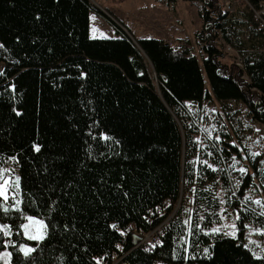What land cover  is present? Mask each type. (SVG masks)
Wrapping results in <instances>:
<instances>
[{
	"label": "trees",
	"instance_id": "trees-1",
	"mask_svg": "<svg viewBox=\"0 0 264 264\" xmlns=\"http://www.w3.org/2000/svg\"><path fill=\"white\" fill-rule=\"evenodd\" d=\"M184 1L202 20L199 55L190 38H129L91 0H0V169L15 167L21 201L0 211L10 233L0 228V253H11L0 264H108L119 243L124 264H264V246L245 238L248 225L264 229L243 196L249 175L231 198L217 195L249 156L225 124L237 127L234 103L264 125V38L250 9L264 0H241L234 13L222 0ZM91 12L113 37L90 36ZM225 46L241 67L223 62ZM214 100L222 114L207 111ZM148 210L154 226L172 216L144 250L120 232L148 231ZM237 213L235 236L211 231ZM27 215L44 220L43 239L23 235Z\"/></svg>",
	"mask_w": 264,
	"mask_h": 264
},
{
	"label": "rangeland",
	"instance_id": "rangeland-1",
	"mask_svg": "<svg viewBox=\"0 0 264 264\" xmlns=\"http://www.w3.org/2000/svg\"><path fill=\"white\" fill-rule=\"evenodd\" d=\"M101 9L107 12L117 24L121 25L123 28L134 35L136 38L145 37H159L168 40L172 45H176V41L180 38L184 40L190 38L193 41L195 52L198 53V45L194 41V34L202 26V20L199 18L196 8L191 6L188 2L184 0H95ZM100 9V10H101ZM126 13V21H123V14ZM91 14V37H108L115 34L113 27L100 15ZM120 14V15H119ZM94 15L96 16L94 18ZM118 16H121L120 18ZM126 22V24H125ZM226 47V46H225ZM226 51V55L223 58V62L230 64L234 63L236 66L241 67L242 62L239 58L240 55L235 54V51ZM1 69V67H0ZM155 85H157L155 81ZM236 108L235 116L240 120H236L237 127H233V124L225 122L228 125L229 131L233 134L232 142L239 147L240 151H248L250 157H254V153H258V159L256 162V168L253 167L249 156L244 155L240 160V164L235 165V170H237L235 175L230 176L231 187L223 190L219 188L217 190V195L223 201L225 192L229 198H231L236 193L237 182L240 181L239 186L245 175H249L247 183L243 186V196H251L254 201L257 199L261 200V204H258L259 211L264 212V125L257 122H253L247 116L245 107L243 104L234 103ZM208 112L218 111L222 114V108L216 100L207 107ZM210 114V113H209ZM237 130V131H235ZM244 154V153H243ZM243 167L247 169V174H243L239 169ZM17 177L16 169L12 165L0 169V180H14ZM238 186V187H239ZM12 189H9V192ZM3 198V197H1ZM19 199V193L15 197ZM14 202L15 200L9 195L8 202ZM178 207V203L175 204V209ZM172 213L168 216L170 217ZM237 214H232L230 216L224 215L221 219L219 225L214 228L221 229L225 233H230L233 231L231 225L235 223ZM264 216V215H263ZM37 218V217H36ZM39 221L45 222L41 218H37ZM23 223H29V233L30 235H39L44 231L40 224L29 222L24 218ZM22 223V224H23ZM255 229H261L258 226L248 225L245 232L246 243L252 247L255 252H258L260 248H263L264 242L260 240V235L263 234L261 231H255ZM23 235L29 238V235L25 234V230L21 228ZM151 235L148 233L147 238L149 239ZM41 240V239H32ZM25 244H20L18 248L21 251V246ZM28 247H31L27 245ZM23 253V251H21ZM24 254V253H23Z\"/></svg>",
	"mask_w": 264,
	"mask_h": 264
},
{
	"label": "built area",
	"instance_id": "built-area-1",
	"mask_svg": "<svg viewBox=\"0 0 264 264\" xmlns=\"http://www.w3.org/2000/svg\"><path fill=\"white\" fill-rule=\"evenodd\" d=\"M223 1V6L228 12L234 13L236 10V4L241 1V0H222ZM248 3L247 0H243ZM92 3L97 5L98 7L99 4L95 0H91ZM251 12H252V19L256 24V27L258 30H260L263 38H264V2L260 3L258 8H253L250 6ZM107 14V12H105ZM108 15V14H107ZM113 21H115L110 15H108ZM227 51H231V47L227 46L226 47ZM242 62V59L239 58ZM170 203L169 199H166L163 202V206H168ZM159 209V207H158ZM153 212L151 210H148V218H147V225H149L151 228L148 231H142L138 229L134 224L129 225L124 231L120 232V235L123 240L127 238L128 235H131L133 237V243L134 247H141L144 250H150L154 248L157 243V241H161V237L163 235V232L167 226L168 223V218L164 219L162 222L158 223L157 225H153V220L151 218ZM150 234L151 237L148 239L147 234ZM153 245H155L153 247ZM125 255V250L124 246L122 243H119L117 245V249L111 253V260L108 264H124L122 263V258ZM100 264H106V263H100Z\"/></svg>",
	"mask_w": 264,
	"mask_h": 264
},
{
	"label": "snow or ice",
	"instance_id": "snow-or-ice-1",
	"mask_svg": "<svg viewBox=\"0 0 264 264\" xmlns=\"http://www.w3.org/2000/svg\"><path fill=\"white\" fill-rule=\"evenodd\" d=\"M0 47H2V45H0ZM104 139H109V137L104 136ZM217 139H219V137H217ZM232 143L235 144V141H233ZM37 147H38V146H37ZM256 155H259V154H258V153H254V154H253V156H256ZM11 159L15 160V157H12ZM233 160L235 161V157H233ZM236 162L238 163V161H236ZM204 163L207 164V161H205ZM261 163H264V161H261ZM210 167H213V170H215L214 166H211V165H210ZM239 171H240L241 173H243V174H247V169H246V168L241 167V168L239 169ZM19 180H20V177H18V176L15 177L14 180H11V179H9V180H0V197H3V202H0V211H3V212L6 213V214L10 211V208H9V206H8V204H7V201H8V199H9V195H11L12 198L15 200V203L11 204L10 207H11L12 209L19 210V206H20L21 201L18 200V199H15V197H16V196L18 195V193H19ZM239 183H240V181L237 182V187L239 186ZM9 189H12V191L9 192ZM248 199H251V197H250V196H246V197H245V200H248ZM221 203H223V201H221ZM255 203H257V204H261L262 202H261V200L257 199V200L255 201ZM185 211H188V209H185ZM221 211L223 212L224 209H221ZM21 214H23V213H21ZM261 215H264V212H261ZM239 218H240L239 213H237L236 219H239ZM25 219H26L27 221H29V222H33V223H36V224H40V225L42 226V228L44 229V231L41 232L39 235H35V236H33V235H30V233H29L30 224H29V223H23V224H21L19 227H20V228H23V229L25 230V234H26V235H29V238H30V239H43L44 236L47 234V231H46V229H47V225H44V224H43V221H39V220H37L36 217L31 216V215H27V216H25ZM185 223L187 224V223H189V221H185ZM0 228L5 229V235L10 234V233L7 231V229L9 228L8 225H0ZM231 228L233 229V231L230 232V233H227V234H228V235L235 236V234H236V225L233 223V224L231 225ZM219 230H220V229H218V228L211 229V231H213V232H217V231H219ZM255 231H261V232H264V229H255ZM157 243H161V241H157ZM154 246H155V245H153V247H154ZM245 247H247V245H245ZM33 250H34L33 248L28 247L27 245H22V246H21V251H23V253H24L25 256H29L30 253H31ZM204 251H205V253L207 254L208 249H205ZM5 255L10 256L11 253H0V256H5ZM253 255L256 256L257 258H261L259 253H253ZM193 258H194V257H193Z\"/></svg>",
	"mask_w": 264,
	"mask_h": 264
},
{
	"label": "crops",
	"instance_id": "crops-1",
	"mask_svg": "<svg viewBox=\"0 0 264 264\" xmlns=\"http://www.w3.org/2000/svg\"><path fill=\"white\" fill-rule=\"evenodd\" d=\"M94 14H95V13H94ZM122 14H123V13H121V15H122ZM95 15H96V14H95ZM95 15H94V18L96 17ZM119 15H120V14H119ZM125 15H126V13L123 14V18H122L123 21H126V19H127ZM101 17L103 18V16H101ZM118 17L120 18L121 16H118ZM120 19H121V18H120ZM105 20H106V19H105ZM106 21H107V20H106ZM107 22H108V21H107ZM126 22H127V21H126ZM126 22H125V24H126ZM91 25H92V24H91V14H90V28H89V32H90V34H91ZM114 35H115V34H114ZM114 35H112V36H108V37H113ZM140 38H142V37H140Z\"/></svg>",
	"mask_w": 264,
	"mask_h": 264
},
{
	"label": "water",
	"instance_id": "water-1",
	"mask_svg": "<svg viewBox=\"0 0 264 264\" xmlns=\"http://www.w3.org/2000/svg\"><path fill=\"white\" fill-rule=\"evenodd\" d=\"M100 8V7H99ZM101 9V8H100ZM101 11L104 13V14H106L105 13V11L103 10V9H101ZM107 15V14H106ZM123 29V31L129 36V38H131V39H133V37H132V35H130V33L129 32H127V30L125 29V28H122ZM135 242V241H134Z\"/></svg>",
	"mask_w": 264,
	"mask_h": 264
}]
</instances>
